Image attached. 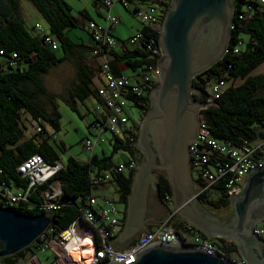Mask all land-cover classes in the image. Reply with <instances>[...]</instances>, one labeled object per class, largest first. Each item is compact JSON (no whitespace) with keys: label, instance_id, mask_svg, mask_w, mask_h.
I'll return each mask as SVG.
<instances>
[{"label":"trees","instance_id":"1","mask_svg":"<svg viewBox=\"0 0 264 264\" xmlns=\"http://www.w3.org/2000/svg\"><path fill=\"white\" fill-rule=\"evenodd\" d=\"M23 1L32 3L47 21L50 33L59 42L63 55L60 56L57 52L48 48L42 35H33L28 30L22 15ZM170 1L165 2L163 0L159 3L161 11L157 16L161 24H163L171 7ZM231 1L234 6V17L232 18L233 27L227 46L229 51L210 68L197 75L192 82V87H200L202 93L208 95L212 83L225 80L227 87L222 97L217 100V105L204 112L208 128L216 139L238 147L244 145L254 146L262 142L260 137L264 136V75H252L264 64V7L258 5L257 2L253 3L254 8L249 13L245 9L251 2L248 0ZM96 5L97 3L94 0V7ZM98 13L104 21L105 13L101 10H98ZM102 13L104 14L102 15ZM242 13L247 15L245 20L239 19V15ZM89 20L94 19L90 18L86 11L80 12V16L74 15L73 7L65 0H0V50H4L7 56H11L13 53H17L19 56L16 66L9 65L0 69V162L6 174L4 180L9 185L14 183L20 188L27 186V181L21 178L17 168L33 155L39 154L49 163L61 160L58 151L51 144V137L45 135L48 131L47 125L51 126L56 132L61 130V112L55 106L53 112L48 114L36 100L40 94L45 93L44 74L68 60L78 49H84L83 52L86 51V53L88 51L92 52L91 46L76 44L67 35L70 29L85 27L91 37L87 28V21ZM143 32L149 40L152 37L154 44L159 46L160 34L158 32L150 35L154 31L145 27ZM244 36L248 37L246 43ZM239 46L244 47L239 48ZM235 48L239 49L238 54L234 53ZM120 54L112 53V66L117 74H122L119 68L120 62L125 63L134 71L145 73L149 71L150 67H157L163 60L152 58L150 53L140 47ZM95 59L98 60L96 57ZM97 72L98 70L84 65V63L79 66L80 83L76 91L72 93L75 100L84 102L86 98L95 96L101 102L97 94V88L94 85ZM238 80H242L243 83L236 86L234 83ZM157 85L158 81L152 80L144 89L142 97L133 94L127 95L128 102H133L140 109L143 117L151 108V93ZM203 94L195 100L206 103ZM72 107L76 109L75 105ZM22 112L29 113L42 125L43 131L41 133L36 131V138L26 139V133L21 126ZM43 122H46L47 125ZM128 125L129 122L119 136L111 134L114 142L113 151L124 150L131 155V159L138 160L140 164L144 157L139 154L136 146L139 125L134 126V132L129 129ZM38 136L41 139H37ZM117 165L111 163V157L109 156L100 158L95 155L91 163H82L74 157L67 160L64 169L59 174L63 179V195L60 202L64 206L59 211L52 213L53 223L51 227L55 229L53 237H58L80 216L77 200L91 190L90 171L93 168L98 171H114ZM135 175L136 171L130 174H114L113 182L118 186L120 203L125 206L122 220L123 227L127 218L129 197L132 194ZM43 190L44 188L37 190L31 196V200L44 201L42 197ZM215 190L216 195L202 193L198 196V199L215 214L216 211L231 208L232 199L225 193V190L219 185L215 187ZM156 194L159 201L169 208L166 198L174 197V192L166 173L159 176ZM4 207L12 208L21 214H43L38 210L31 209L27 203L11 206L2 200L0 201V208ZM173 226L181 237L186 240H191L187 236L195 231H199L204 237L210 238L195 226L180 221L177 217L173 219ZM181 230L186 235H183ZM210 239L218 248L223 250L224 254L240 257L239 249L233 242L226 239ZM44 244L42 238H39L30 247L13 256L1 259V261L6 264H18L19 261L26 260L29 253L36 256L37 251L42 252Z\"/></svg>","mask_w":264,"mask_h":264},{"label":"built area","instance_id":"2","mask_svg":"<svg viewBox=\"0 0 264 264\" xmlns=\"http://www.w3.org/2000/svg\"><path fill=\"white\" fill-rule=\"evenodd\" d=\"M98 10L105 11L103 23L95 20L87 21V28L91 34L92 52L91 54L99 61L97 72L101 85L97 88V94L102 102L103 118H99L95 123V128H100L95 140L88 138L84 143V149L89 153L88 163L95 157V150L100 142H103V134L109 131L114 136H119L127 126L129 120L126 117V107L128 94L142 97L144 89L153 80L159 81V71L157 67H150L148 72L140 73L135 76L117 74L112 66V53L115 52L117 39L113 35V29L121 24L119 17L112 14V9L118 3L129 8L130 0H95ZM251 2L245 11L251 13L254 5L264 7V0H248ZM137 17L145 28H150V35L161 33L162 24L157 14L151 12L138 11ZM234 17V15H233ZM247 15H239L240 20H245ZM233 24H231V28ZM35 29L38 34L44 37V43L54 52L60 50L57 39L47 33L45 29L37 24ZM146 37L145 32L141 31L137 35L129 38L126 43L134 48H142L150 53L154 59L162 58L160 45ZM150 41V42H149ZM226 48L225 53H228ZM235 54L239 49L235 48ZM18 54L13 53L7 56L4 50H0V69L9 65L16 66ZM199 75V74H197ZM196 75V76H197ZM195 76V77H196ZM195 77L192 79H195ZM227 87L225 80L216 81L209 87L208 95H204L200 87H192L191 96L195 100L203 94L206 103H201L203 108L198 111V127L195 138L189 144L188 151L190 157L191 172L197 186L198 197L202 193L216 195V186H221L225 193L233 200L243 191V184L247 178L255 171L264 168V141L254 146L244 145L238 147L225 141L216 139L205 120L204 112L217 105ZM196 101V100H195ZM100 109V108H99ZM38 133L43 131L42 125L36 128ZM1 155V149H0ZM261 157H263L261 159ZM138 160L131 159L127 162L119 163L114 171H98L93 168L90 171L91 190L78 198V210L80 216L58 237L54 236L55 229L51 226L40 237L45 244L42 253L51 251L54 259L50 264H134V259L143 250L157 244L175 247H194L207 251L210 254H217L230 264H246L243 259H237L231 255H226L223 250L218 248L210 238H206L199 231L192 233V239L186 240L177 232L173 226V219L176 218L179 209H174L165 222L160 221L155 230L145 231L133 244L121 252L112 249L109 240L115 241L122 228L123 217L118 202L102 198L94 193L95 189L109 186L114 180L115 173H135L138 169ZM64 169V163L57 160L53 163L47 162L43 156L37 154L27 158L17 171L22 179L27 181L25 188H20L14 183L9 185L4 180L6 174L0 162V197L8 205L18 206L27 203L31 209L38 210L40 213H53L59 211L64 205L60 202L63 195L62 181L59 176ZM14 188H17L15 191ZM44 188L42 197L44 201L36 202L31 200L37 190ZM94 189V190H93ZM231 200V201H232ZM167 204L173 203V197L166 198ZM255 233L259 237L264 255V219L256 224ZM53 237V238H52ZM90 253V254H87ZM0 264H6L0 260ZM26 264H41L35 256Z\"/></svg>","mask_w":264,"mask_h":264},{"label":"water","instance_id":"3","mask_svg":"<svg viewBox=\"0 0 264 264\" xmlns=\"http://www.w3.org/2000/svg\"><path fill=\"white\" fill-rule=\"evenodd\" d=\"M233 15L231 0L171 1L160 33L163 60L158 65L159 84L151 93L154 111L143 119L136 146H146L152 156L154 150L147 144L151 130L161 156L159 167L167 171L180 216L210 238L235 242L246 264H264L261 241L255 233L256 224L264 219V168L253 172L241 194L233 198L234 219L229 222L231 218L220 221L195 196L194 179L186 161L198 127V111L204 107L191 96L192 79L225 54ZM260 139L264 141V136ZM149 164L136 172L124 231L115 241L108 239L115 251L121 252L139 240L143 231L150 234L147 223L167 220L163 214L168 210L158 199L157 186L148 182ZM52 223V213L28 215L0 208V260L30 247ZM134 259V264H230L199 248L162 244L143 250Z\"/></svg>","mask_w":264,"mask_h":264},{"label":"rangeland","instance_id":"4","mask_svg":"<svg viewBox=\"0 0 264 264\" xmlns=\"http://www.w3.org/2000/svg\"><path fill=\"white\" fill-rule=\"evenodd\" d=\"M65 1L68 2L73 7L74 15L79 16L80 12L84 10H88L93 15V17L96 20H98L99 23H103L102 19L97 15L96 9L93 6L91 0H65ZM153 1L154 3L151 6H149L148 3L143 4L141 8L142 9L141 12L143 13L153 12L155 14H158L161 11V6L159 3H161L163 0H153ZM164 1L168 2L169 0H164ZM118 4L120 5V3ZM22 10H23L22 15L26 22V26L33 35H38L39 33L34 28L35 25L37 24H41V26L45 29V31L47 33H50V27L47 21L43 18V16L39 13V11L32 3L28 1H23ZM116 12L122 16L119 30H123V29L128 30L127 34H129V31L133 30L132 29L133 24L139 25V21H140L138 20L139 18L137 19V17L132 15L133 14L132 12L124 9L123 6L122 8L118 6L116 8ZM67 35L76 44H80V43L87 44L91 40V37L85 27L70 29L67 32ZM244 40L246 43L248 41V37L244 36ZM243 47L244 46H239V48H243ZM57 53L60 56L63 55L62 50H59ZM83 53L84 52L82 51V49H78L77 52L74 55L70 56L68 60H66L63 63H60L58 66L52 68L48 73L44 74L43 82L45 87V93L40 94L36 100L37 103L41 106V108H43V110L48 114H51L53 112L55 106H57L59 111L61 112L62 115L61 130L59 132H56L51 126L47 125L46 122L43 123L47 125V130H48L45 135L51 137L50 139L51 144L58 151L60 155V159L64 164L67 163V160L70 157H74L75 159L79 160L82 163H88L90 155L84 149V143L88 138H90L91 140H95L96 134L98 133V130L100 131V128L94 129L95 128L94 125L95 123L98 122V117L103 118V108L98 98H96L95 96H90L86 98L84 102H82L79 100H75L72 97V93L76 91V88L80 83L78 68L82 64L81 55ZM89 62L90 65L93 67V66H97L98 60L96 61L93 58H89L88 63ZM125 74L133 75V72L132 70L129 71L127 70ZM259 74L264 75V64L261 67H259L255 72H253L252 75H259ZM242 83H243L242 80H238L234 84L238 86ZM94 85L97 86V82H95ZM73 105H75L76 109L72 107ZM126 117L129 120L128 127L133 132L135 131L134 126L140 125L143 119L142 112L133 102H128L127 104ZM38 123L39 122H37L29 113L26 112L21 113V126L24 128V131L26 133L25 134L26 139L35 137L36 127ZM102 138L104 139V141L100 142L95 150V154H97L100 158H103L104 156L111 157V163L113 165H117L119 163L131 159V155L124 150H118L117 152L113 151L114 142L112 141V135L109 131H106L103 134ZM37 139H41V137L38 136ZM14 190L16 191L17 188H14ZM95 194L100 199L108 198L118 202L122 212L121 215H123V212L125 211V206L122 203H120L118 186L115 182H111L109 184V189L106 192H104L102 195H99L97 193ZM163 206L168 210V213L163 214V216L167 217L170 214V209L164 204ZM216 214H218L222 218V221H226L228 220L227 217L233 214L232 208L224 209L218 212L216 211ZM161 219L162 218L157 219L155 225L159 224ZM187 237L188 239H192V234H188ZM217 239H223V238H214V240ZM233 243L236 244L235 242ZM236 246L238 247L237 244ZM34 257L35 256L29 253L27 259L24 261L23 260L19 261L18 264H26ZM36 257L39 259L41 264H50L54 259V255L52 254L51 251H48L47 253H42L41 251H37ZM235 258L242 259L238 255H236Z\"/></svg>","mask_w":264,"mask_h":264},{"label":"crops","instance_id":"5","mask_svg":"<svg viewBox=\"0 0 264 264\" xmlns=\"http://www.w3.org/2000/svg\"><path fill=\"white\" fill-rule=\"evenodd\" d=\"M92 1V4H93V6H94V0H91ZM130 3H129V8H126V7H124L121 3H120V5L119 4H116L115 6H114V8L112 9V13L113 14H115V15H117V16H119V18H120V20H122V16L120 15V14H118L117 12H116V8L118 7V6H120L121 8H122V6L124 7V9H126L127 11H130V12H132L133 14V16H135V17H137V12L138 11H141L142 9V6H143V4H146V3H148L149 4V6H151V5H153V3H154V1L153 0H130L129 1ZM95 9H96V13H97V15L99 16V13H98V9L95 7ZM149 10V9H148ZM147 10V11H148ZM84 11H86V13L90 16V18H93L94 20H96L94 17H93V15L88 11V10H84ZM103 10H101V12H102ZM104 13H105V11H103ZM117 14H116V13ZM104 13H102V15L104 14ZM80 16V15H79ZM137 19H138V17H137ZM139 20V19H138ZM96 21H98V20H96ZM138 22V21H137ZM121 25V24H120ZM120 25L118 26V27H116V28H114L113 29V35L115 36V38L117 39V45H116V47H115V52L116 53H121V54H123L124 52H126V51H128V50H130V49H132L131 48V46H129L128 45V43H126V41L129 39V38H131V37H133V36H135V35H137L138 33H140L141 31H143V29H144V26H143V24L139 21V25H136V24H133L132 25V31H129V34H127V31L128 30H119L120 29ZM80 44H84L85 46H91V40H90V42L89 43H80ZM82 51H84V49H82ZM120 54V55H121ZM89 58H93V59H95L94 58V56L88 51L87 53H86V51L81 55V59H82V63H84V65H86V66H88V67H92L91 65H90V62L88 63V59ZM96 60V59H95ZM97 61V60H96ZM99 62H97V66H93L92 68H94V69H96V70H98L99 69V64H98ZM120 64V72H122V74H125L126 73V71L128 70H132L131 68H129L125 63H122V62H120L119 63ZM132 72H133V75H128V74H125V75H128V76H135V75H137V74H140L141 72L140 71H134V70H132ZM95 82H97V86H95L96 88H98L100 85H101V81L99 80V78H98V75H96V78H95V80H94V83ZM38 122V121H37ZM38 125H39V123L37 124V127H38ZM36 127V128H37ZM97 155V154H96ZM263 157H261V159H262ZM247 181V180H246ZM194 182V181H193ZM245 186H246V182L243 184V190H244V188H245ZM109 189V186H106V187H104V188H101V189H97V190H95V193H97V194H99V195H102L104 192H106L107 190ZM194 192H195V196L197 195V186H196V184H195V182H194ZM194 196V197H195ZM198 198V197H197ZM0 201H2L1 199H0ZM231 203H232V201H231ZM187 205V204H186ZM204 206V208L207 210V211H209L211 214H213L214 216H216L220 221H222V218L219 216V215H217V214H215L213 211H211L210 209H208L205 205H203ZM232 208V207H231ZM169 209H170V213L174 210V209H177V207H176V203H175V198L173 197V203L171 204V205H169ZM179 212H180V208H179ZM232 213H233V211H232ZM122 217H123V215H122ZM127 217H128V211H127ZM229 218H230V216H229ZM228 218V219H229ZM177 219L178 220H180V221H185L186 223H188L186 220H184L181 216H180V214L178 213V215H177ZM163 219H161L160 221H162ZM126 222H127V218H126V221H125V226H126ZM189 224V223H188ZM191 225V224H190ZM125 226L122 228V230H121V232H120V234L124 231V229H125ZM158 227V225H151V223H147L146 224V228L148 229V230H155L156 228ZM145 231H143L142 233H141V235L144 233ZM181 232H182V234L183 235H186L182 230H181ZM120 234H119V236H120ZM140 235V236H141ZM118 236V237H119ZM135 241H137V240H134V241H132L128 246H130L131 244H133ZM230 241V240H229ZM232 242V241H231ZM127 246V247H128ZM240 257H241V255H240ZM242 258V257H241Z\"/></svg>","mask_w":264,"mask_h":264},{"label":"flooded vegetation","instance_id":"6","mask_svg":"<svg viewBox=\"0 0 264 264\" xmlns=\"http://www.w3.org/2000/svg\"><path fill=\"white\" fill-rule=\"evenodd\" d=\"M154 111V106H153V103H152V99H151V108H150V110L146 113V115L143 117V119L147 116V115H149L151 112H153ZM143 119H142V121H143ZM142 121H141V123H142ZM195 121V120H194ZM141 123H140V125H139V132H138V139H139V141H140V138H141ZM196 127V124H193V126H192V128H193V131H194V128ZM197 131V130H196ZM192 133H194V132H192ZM147 144L150 146V147H152L153 148V150H154V153L152 154V156H149V152H148V149L146 148V146H137V148H138V151H139V154H141V155H143V160L140 162V164H139V167H138V169L136 170V172H139V170H141V168L142 167H144V165L146 164V163H150L149 165H150V170H149V172L148 173H150V176H149V180H148V182H149V185L150 186H152V187H155V186H157V183H158V180H159V176L161 175V174H163V173H166V175H167V171L166 170H164V169H161L160 167H159V165L161 164V156H160V152H159V149H158V145H157V142H156V140H155V138H154V134H153V132L150 130V132H149V134H148V139H147ZM188 144L189 143H187L186 142V144H185V148H187L188 147ZM186 161L187 162H189V164H190V157L188 158L187 157V159H186ZM190 168H191V166H190ZM191 170V169H190ZM168 176V175H167ZM147 212V211H146ZM146 215H147V213L144 215V217H146ZM230 220H229V222H231V221H233V219H234V216H233V214L230 216ZM148 219V218H147Z\"/></svg>","mask_w":264,"mask_h":264},{"label":"bare ground","instance_id":"7","mask_svg":"<svg viewBox=\"0 0 264 264\" xmlns=\"http://www.w3.org/2000/svg\"><path fill=\"white\" fill-rule=\"evenodd\" d=\"M87 254H90V253H87Z\"/></svg>","mask_w":264,"mask_h":264}]
</instances>
